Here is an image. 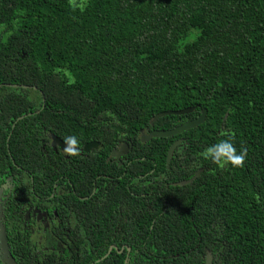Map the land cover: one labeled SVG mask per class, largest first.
Segmentation results:
<instances>
[{"label":"trees","instance_id":"1","mask_svg":"<svg viewBox=\"0 0 264 264\" xmlns=\"http://www.w3.org/2000/svg\"><path fill=\"white\" fill-rule=\"evenodd\" d=\"M223 133L242 168L200 155ZM71 135L100 154H54ZM120 145L104 196L92 172ZM0 188L9 264H264V0H0Z\"/></svg>","mask_w":264,"mask_h":264},{"label":"flooded vegetation","instance_id":"2","mask_svg":"<svg viewBox=\"0 0 264 264\" xmlns=\"http://www.w3.org/2000/svg\"><path fill=\"white\" fill-rule=\"evenodd\" d=\"M48 145L50 147V149L53 151L54 154H61L64 156V158L66 160H69V164L74 165V164H82L83 163V159L84 158H91V157H97L100 153H98L99 150V146L98 145H90V146H85L82 148V150H80V155L79 156H68L65 154V152L63 151L65 145L64 144H55L52 145L50 143V138L48 137ZM131 151V147L127 146V145H120L117 148L112 149L109 152V155L107 158H105V162L103 163V165H105V167L100 171V173H98V170L92 172V175H95L96 173L97 178H92L93 179V185L96 184V182H100L101 186H105V190L108 191V195H104V196H109V195H113L114 191L117 189L119 181L121 180L122 175H124L126 172V168H124V165H127L128 162L126 161L128 155L130 154ZM71 175L74 178L79 177L80 178V170L77 169L76 167L71 169ZM24 174H26L24 172ZM88 178V177H87ZM24 182L27 181L26 176L24 175L23 177ZM133 180H136V177H129V179L127 180L126 184L127 185H132ZM72 194L77 196L78 195H85L87 194V190H89V187L87 185L84 186V182L82 181H78V189H77V193L75 192V187L70 185ZM114 190V191H113ZM56 193L58 196H66L67 192H65V188L64 186H57L56 188ZM94 193V192H93ZM93 193L91 194V196L93 195ZM103 194H107V193H103ZM71 195V197L73 196ZM3 196H4V188H0V206H1V210L3 208ZM88 196V195H85ZM91 196H88V198H90ZM35 214H39L38 212L35 211ZM55 214V213H54ZM2 218V215L0 216V220ZM39 220L42 219V223H44V219L42 218V215H38ZM111 249L116 250V245L112 244L109 248V251ZM123 247H121V250L119 251V254L123 253ZM128 253H130V251H128ZM108 255V254H107ZM106 258V257H104ZM103 258V259H104ZM102 260H99L97 262H101ZM128 260H124V264H128Z\"/></svg>","mask_w":264,"mask_h":264},{"label":"clouds","instance_id":"3","mask_svg":"<svg viewBox=\"0 0 264 264\" xmlns=\"http://www.w3.org/2000/svg\"><path fill=\"white\" fill-rule=\"evenodd\" d=\"M69 5L73 10L79 8L80 11H83L86 7V0H82V3L79 5L75 3V0H69ZM222 135L225 137L224 139H221L214 145L208 146L200 155L204 159L210 160L221 170L225 169L227 166L242 168L248 156L247 148L241 147L240 150L237 151L234 143V133H223ZM64 143L65 147L63 151L66 155L70 157L80 155L79 141L75 135L65 137Z\"/></svg>","mask_w":264,"mask_h":264},{"label":"water","instance_id":"4","mask_svg":"<svg viewBox=\"0 0 264 264\" xmlns=\"http://www.w3.org/2000/svg\"><path fill=\"white\" fill-rule=\"evenodd\" d=\"M191 112H192V109L184 110V111H180V112L164 113V114L156 116L154 118V120H157L161 116H166V115L182 116V115H187V114H189ZM205 117H206V111L204 110L201 113V115L195 120H192V121H189V122H185V123L181 124L180 126L172 129V130L153 131V132L150 133V136L151 137H155V138H172V137L178 136V135H180L183 132H186L188 130L194 129V128L198 127L199 125H201L205 121ZM179 144H180V141L175 142L174 144H172V146L168 150L167 163L170 161L173 151L175 150V148ZM1 215H2V210H1V206H0V216ZM127 251H129V249H127ZM109 253L110 252H108V254ZM8 256H9L8 255V251L6 249V246L4 245L3 238L0 235V263L1 264H9L8 260H11V259Z\"/></svg>","mask_w":264,"mask_h":264},{"label":"rangeland","instance_id":"5","mask_svg":"<svg viewBox=\"0 0 264 264\" xmlns=\"http://www.w3.org/2000/svg\"><path fill=\"white\" fill-rule=\"evenodd\" d=\"M50 138V143L52 145H55V144H61L60 142H58L56 139L52 138V137H49Z\"/></svg>","mask_w":264,"mask_h":264}]
</instances>
